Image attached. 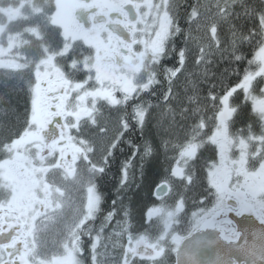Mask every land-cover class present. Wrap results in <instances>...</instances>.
Here are the masks:
<instances>
[{"label": "snow or ice", "instance_id": "obj_1", "mask_svg": "<svg viewBox=\"0 0 264 264\" xmlns=\"http://www.w3.org/2000/svg\"><path fill=\"white\" fill-rule=\"evenodd\" d=\"M0 33V264H264V0H34Z\"/></svg>", "mask_w": 264, "mask_h": 264}, {"label": "trees", "instance_id": "obj_2", "mask_svg": "<svg viewBox=\"0 0 264 264\" xmlns=\"http://www.w3.org/2000/svg\"><path fill=\"white\" fill-rule=\"evenodd\" d=\"M25 1V4H24V7H22L21 8V10H22V15H21V17H19L18 19H16V20H13V21H11V22H9V23H7L6 24V21H5V18L4 17H0V24H5V26H6V29H5V32H7L8 30H9V28H11V27H15L17 24H18V22H21L22 20H24L25 18H26V13H27V11H28V5H30L32 2H34V0H24ZM8 3H10L9 1H1L0 2V6L2 5H7ZM13 5H15V6H18L19 4H18V2L17 1H14L13 3H12ZM4 32V33H5Z\"/></svg>", "mask_w": 264, "mask_h": 264}, {"label": "flooded vegetation", "instance_id": "obj_3", "mask_svg": "<svg viewBox=\"0 0 264 264\" xmlns=\"http://www.w3.org/2000/svg\"><path fill=\"white\" fill-rule=\"evenodd\" d=\"M1 1H6V0H0V2ZM7 1H9L10 3H8L7 5H3V6L1 5L0 7L5 8V9H8V8L17 9V8H19V13L20 14L18 16H16L15 18H13V19H9L7 17V14L5 13V10H4V13L3 14H0V17L2 16V17L5 18L6 24L9 23V22H11V21H13V20L18 19L19 17H21V15H22L21 8L24 7V4H25V1L24 0H7ZM14 1H17L19 5L18 6L13 5L12 3ZM5 29H6L5 24H3V23L0 24V33H4L5 32Z\"/></svg>", "mask_w": 264, "mask_h": 264}, {"label": "rangeland", "instance_id": "obj_4", "mask_svg": "<svg viewBox=\"0 0 264 264\" xmlns=\"http://www.w3.org/2000/svg\"><path fill=\"white\" fill-rule=\"evenodd\" d=\"M4 10H5V13L7 14V17L9 19H13V18H15L16 16H18L20 14L19 13V8H17V9H13V8L5 9V8H2V7H0V14H3Z\"/></svg>", "mask_w": 264, "mask_h": 264}]
</instances>
